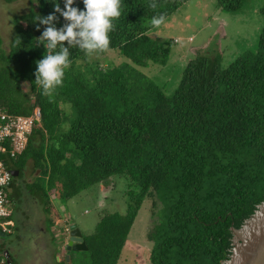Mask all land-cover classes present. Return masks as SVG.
Segmentation results:
<instances>
[{"label": "trees", "instance_id": "trees-1", "mask_svg": "<svg viewBox=\"0 0 264 264\" xmlns=\"http://www.w3.org/2000/svg\"><path fill=\"white\" fill-rule=\"evenodd\" d=\"M34 1L14 19L7 51L0 37V108L22 115L40 110L25 149L8 163L19 172L11 197L28 161L39 172L24 189L47 215L52 197L65 202L120 175L127 181L126 211L100 216L93 233L83 235L85 258L75 264H117L146 198L157 207L148 233L151 264H222L232 248L230 227L239 228L264 201V27L257 49L226 67L220 53L190 59L171 94L127 63L80 69L86 55L70 47V67L50 101L34 81L35 62L46 54L37 38L46 26L38 29L37 17L52 13L55 3L63 8L64 0ZM186 1L121 0L108 49L134 65H165L172 40L149 36L151 19L167 18ZM245 1L216 3L236 12ZM74 6L83 10V0ZM64 23L60 17L57 27ZM61 104H69V116ZM56 221L47 218L49 232Z\"/></svg>", "mask_w": 264, "mask_h": 264}, {"label": "rangeland", "instance_id": "rangeland-1", "mask_svg": "<svg viewBox=\"0 0 264 264\" xmlns=\"http://www.w3.org/2000/svg\"><path fill=\"white\" fill-rule=\"evenodd\" d=\"M264 0H246L236 12H224L218 8L216 0H187L170 16L165 18L159 28L152 27L148 35L154 39H171L170 54L165 65L147 62L145 66L134 65L123 56L119 49H108L95 54L83 63L91 67L106 69L124 65H133L145 78L155 82L166 94L176 88L184 66L198 54H216L222 56V65L226 67L238 55L245 51L257 49L258 37L264 27V13L261 7ZM36 6L34 0H14L6 3L0 0V37L1 47L7 51L11 41L14 19ZM191 39H190V38ZM28 92L26 83H22ZM64 112L70 115L69 104H61ZM65 122L64 126L67 127ZM39 171H34L28 161L20 177L15 180L17 191L10 195L9 233L0 235V244L9 250L13 264H75L85 255L81 251H73L66 259V251L62 244L66 238L64 224L75 223L82 235L93 233L95 225L104 213H124L126 211L127 190L126 178L120 175L112 177L107 185L96 184L65 202L51 201L53 205L47 215L38 201L25 189V183L33 180ZM153 198H146L141 204L135 221L129 232L127 243L122 249L117 264H151L149 251L151 241L148 239L150 229L156 223L153 211ZM61 216L60 220L55 219ZM55 220L51 231L47 230V218ZM54 241H52V235ZM58 245L57 256L52 258V246ZM60 256V257H59Z\"/></svg>", "mask_w": 264, "mask_h": 264}, {"label": "clouds", "instance_id": "clouds-1", "mask_svg": "<svg viewBox=\"0 0 264 264\" xmlns=\"http://www.w3.org/2000/svg\"><path fill=\"white\" fill-rule=\"evenodd\" d=\"M84 9L76 5V0H64V7L55 3L54 11L46 16L37 17L40 25H45L38 38V46L43 44L46 54L38 59L34 75L37 88L51 101L57 87L63 85L65 70L70 67L69 48L78 47L91 59L95 54L106 51L110 45L109 33L114 30L113 20L121 15V0H83ZM155 10L157 5L150 3ZM59 13V16L57 15ZM63 17L65 23L57 27ZM165 21L164 14L151 19V25L159 28ZM19 38L17 43H19ZM67 42L68 46H65ZM59 46V50L57 48Z\"/></svg>", "mask_w": 264, "mask_h": 264}, {"label": "built area", "instance_id": "built-area-1", "mask_svg": "<svg viewBox=\"0 0 264 264\" xmlns=\"http://www.w3.org/2000/svg\"><path fill=\"white\" fill-rule=\"evenodd\" d=\"M191 39V38H190ZM40 121V110L35 107L31 114H14L0 108V232L9 233L11 212L10 190L12 183L11 168L8 163L14 160L25 149L33 128ZM70 224H64L66 244L69 238ZM63 245V247H64ZM0 264H5V254L0 257Z\"/></svg>", "mask_w": 264, "mask_h": 264}, {"label": "water", "instance_id": "water-1", "mask_svg": "<svg viewBox=\"0 0 264 264\" xmlns=\"http://www.w3.org/2000/svg\"><path fill=\"white\" fill-rule=\"evenodd\" d=\"M12 177L18 170H10ZM69 238L64 245L66 259L73 251H86L87 245L75 223L69 226ZM232 232L231 252L222 264H264V201L243 221L239 228L230 227Z\"/></svg>", "mask_w": 264, "mask_h": 264}, {"label": "flooded vegetation", "instance_id": "flooded-vegetation-1", "mask_svg": "<svg viewBox=\"0 0 264 264\" xmlns=\"http://www.w3.org/2000/svg\"><path fill=\"white\" fill-rule=\"evenodd\" d=\"M11 169L16 170V166L14 164L10 165ZM6 233L0 232V235L3 237ZM5 254V264H13L12 258L10 256L9 250L4 244H0V257L2 254Z\"/></svg>", "mask_w": 264, "mask_h": 264}, {"label": "crops", "instance_id": "crops-1", "mask_svg": "<svg viewBox=\"0 0 264 264\" xmlns=\"http://www.w3.org/2000/svg\"><path fill=\"white\" fill-rule=\"evenodd\" d=\"M189 38H190V37H189ZM100 186H101V185H100ZM74 197H75V196H74ZM74 197H73V198H74ZM71 200H72V199H71ZM51 228H52V227H50V231H51ZM51 232H52V231H51ZM50 234L52 235V233H50ZM128 235H129V234H128ZM127 238H128V237H127ZM126 243H127V240H126ZM126 243H125V245H126ZM125 245H124V246H125ZM123 248H124V247H123ZM123 248H122V249H123ZM57 249H58V245H56V246H52V249H51V250H52V253H53L52 258H55V256L58 255V254H57ZM121 252H122V251H121ZM59 257H60V256H59ZM120 258H121V255H120ZM57 259L60 260V258H58V256H57Z\"/></svg>", "mask_w": 264, "mask_h": 264}]
</instances>
